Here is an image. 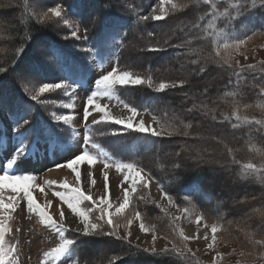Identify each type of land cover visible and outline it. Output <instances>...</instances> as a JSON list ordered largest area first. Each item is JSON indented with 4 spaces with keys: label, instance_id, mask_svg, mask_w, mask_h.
<instances>
[{
    "label": "snow or ice",
    "instance_id": "snow-or-ice-1",
    "mask_svg": "<svg viewBox=\"0 0 264 264\" xmlns=\"http://www.w3.org/2000/svg\"><path fill=\"white\" fill-rule=\"evenodd\" d=\"M28 3V0H25ZM84 3V21H83V37L82 39L87 42L89 34L93 29H98L99 41L98 46L100 48H117L123 46L124 35L120 32V21L117 17L109 14V10L114 6L112 0H95V4H91L89 0H83ZM202 3L207 7V10L201 14L194 22L185 24L184 28L187 29L184 32V28L180 31L184 32L187 39H181L177 35L175 30H171V34H166L167 38L163 41L156 39L154 32H148V37L152 38L155 42H149L146 48L140 49L141 52L149 53H165L172 50L176 53L177 58L183 56L190 67V74L193 76L202 75L206 71V65L215 64L224 71L228 72L229 79L228 84H232L231 77H236V87H239L241 82L245 79L242 75L244 72H251L256 70L257 64H241L239 61L233 62V55H243L247 60L246 52H242L241 49L247 45L248 40L251 37L246 36L243 39L238 38L240 35L246 33L248 29L245 21L248 17L254 13L259 12L264 17V0H187V2L176 3L173 0H161L159 5L158 15H140L138 16V22L140 21H163L166 20L169 14L168 8L165 5L170 4L173 11H179L187 9L190 4ZM115 7L122 8L123 3L116 4ZM99 9V11H97ZM130 13L135 11L130 5L127 9ZM156 9H153L155 12ZM78 14V13H72ZM65 13L62 10V6L57 4L54 7L48 8L46 12L42 14H36V19L39 22L50 20L51 18H57L62 20L64 25L73 27L68 19H65ZM205 21H207L205 23ZM238 26V27H237ZM255 35V33H253ZM119 37V39H117ZM63 39L80 40L79 27L76 30L70 32V36H64ZM173 39L179 40V43H173ZM210 40L211 51L205 52V47L201 43L202 41ZM31 38L28 41L16 48L14 53V59L10 65L0 66V75H7L11 71H15V68L19 64L20 60L26 55L27 44L30 43ZM264 47V45H262ZM80 51L91 53L94 51L92 48H81ZM48 54L59 64V71L64 73V79L61 82L41 83L38 88L30 90L25 86L24 91L28 94V98L33 102H40L47 105L49 101L41 100L43 94H49L62 90L65 96H72L73 102L75 99V89L71 93L67 89L72 88L73 85L79 86L82 80V69L78 68L75 64H72L67 57L63 56L60 52L49 46ZM185 65H181L183 69ZM259 74L261 78H264V61L259 62ZM18 79L24 80L25 77L18 76ZM189 81L187 79H160L154 80L151 75L147 77L141 76L137 73L130 71L120 70L118 66H113L104 74L98 75L94 80V89L90 94L86 96L83 106V118L85 135L83 137V150L74 155L71 159L64 160L62 163H54V168L70 169L75 173V183L68 184L66 182L61 183L59 187L64 191L53 190V195L58 197L63 204L67 205V208L77 218L79 227L70 228L65 223L66 214L63 207L57 205L59 211V219H56L48 211L51 201H46L43 205L37 201L34 197V191L39 192L46 197L45 186L48 188H54L57 184L53 180H45L43 185L37 183V178L31 173L13 174L16 168L19 167L21 162L30 159L33 156H37L39 152H44L46 155H55L61 137L58 133H52L42 123L35 121L31 115V105L21 104L16 101H5L3 97H0V112H3L5 108H8L7 113L9 123L6 125L7 135L15 139V146L10 154L6 157V163L0 164V264H20L18 255V245L5 246V235L12 229L10 227V219L14 213H17L21 207L24 209L31 219L33 215L38 218V223L45 229L54 232L58 237V242L55 246L50 247L48 250L42 252L43 259L40 260V264H58L62 258L67 259L69 264H80L79 255L74 256L73 248L77 244V240L74 238H68L67 234L71 232L78 233L84 237H109L114 240L120 241L122 244L128 246V253L126 257L112 256L108 264H123V261L132 255H138L145 253L152 256H168L175 257L179 260H194L195 253L188 247V241L193 239L184 234L183 230L179 227H175L176 239L171 240V247L165 246L157 249L155 246L157 240V232L155 226H149L146 224L144 216L139 211H134L133 201L136 198L140 200H148L149 197L140 195L141 192L149 189L150 184L153 181L160 183L159 180L153 175L150 170L143 167H139L136 163L131 162H119L114 164L117 172L123 175V180L120 182L122 189V200L114 207L109 200L110 194V182L107 169L113 167L107 160H101V156L95 155L89 151L88 144L91 137L88 135L87 130L91 125H105V126H118L113 127L111 131L112 136H119L124 134L136 133L142 136L148 137H173L180 135L184 137H190L188 131L193 127L191 123L185 124L181 115L173 114L171 120H161L156 116H153V123L146 125L143 119H137L140 109L136 106H132L129 103L120 101L123 104V108L127 110L129 115L127 117L117 116L112 113L108 104L101 103V98L113 99L115 97L118 88L127 86H139L147 85L155 93H165L168 90H175L178 87L183 88ZM257 87V85H253ZM260 93H264V86L259 87ZM210 87L204 86L201 96L204 99L196 102L193 97H190L188 93H183L184 103L191 102V106L183 109L187 113H198L204 119H209L213 122L223 124L225 122L231 123L234 119L237 123H231L232 129H237L242 125H264V119H257L255 116L249 117L248 115H242L239 106L234 105L232 107L230 115L225 112H220V119L217 117V108L209 107L208 93ZM235 91H226L223 93V97H232L235 99L237 96ZM67 109H73V104L66 105ZM244 109H248L251 105L245 104ZM264 108V105L261 106ZM148 109H145L147 111ZM93 114H98V119H92L91 125H89V117ZM167 116V112H165ZM54 122L56 124L69 125L73 120L72 115H57L52 113ZM75 132V129H72ZM257 132L260 128L256 129ZM210 139L223 143L218 136L212 135ZM193 140H200L202 137L199 135L191 136ZM93 148L98 145L93 144ZM224 148L227 151L228 156L232 157L228 163H223L219 159L208 160L205 159V155L208 153L207 148H199L197 145L185 143L181 146V151L175 153V156L179 160L181 156H184L185 160H192L197 166L201 164H215L219 168L226 170L231 174L235 181H247L258 180L264 183V171L262 168H258L256 164L248 162L240 165V161L235 158L234 150L224 144ZM260 151V149H257ZM186 154V155H185ZM264 157V153H262ZM97 162L103 163V169L101 174L103 176V195L94 198L91 192H85L81 190V172L80 166L87 164L89 168ZM233 165H240L239 171H233ZM175 169L181 167V163H175L173 165ZM89 179L94 184L95 178L92 172L89 171ZM125 183L127 186H125ZM161 198L166 199L169 204L173 202V197L167 191L161 187ZM188 199L187 196L184 197ZM85 202H90L86 204ZM156 203L159 207L158 202ZM114 210H111L113 209ZM162 211H167L166 208H162ZM182 213H187L188 209H182ZM253 212L257 213L261 217L262 225H264V209H253ZM180 217L174 218L178 221ZM202 217L197 216V223ZM134 221H139L140 231L145 234H151L152 245L150 247L141 248L140 245L133 244L129 231L130 226ZM123 227L125 234L121 236L119 229ZM223 228L217 223L211 225V242L207 245L208 249H214L217 242V233L222 231ZM19 231V229H17ZM249 239L254 233H249ZM164 239H169L168 236H164ZM207 239V236H205ZM255 246L264 248V238L260 240L252 241ZM135 249V253H133ZM217 256H222L221 253H217ZM244 255V253H242ZM213 264H217L216 257H213Z\"/></svg>",
    "mask_w": 264,
    "mask_h": 264
},
{
    "label": "trees",
    "instance_id": "trees-1",
    "mask_svg": "<svg viewBox=\"0 0 264 264\" xmlns=\"http://www.w3.org/2000/svg\"><path fill=\"white\" fill-rule=\"evenodd\" d=\"M31 0L28 3L25 0H7L5 5L8 10L13 11L14 14L20 9L23 12V16L19 17L16 21L13 32L9 34L5 32V28L0 25V66L10 65L15 58L14 53L16 48L24 45L28 38H31L30 43L27 44L26 55L20 60L19 64L15 68V71L9 72L7 75H0V97L9 95L10 101H16L21 104L31 105V115L33 119L39 123H42L52 133H58L60 137H64L66 134V127L61 129L65 134H61L57 129V126H63L62 124H56L50 113L56 109V102L61 98L59 93L47 97L49 103L47 105L40 102H33L28 98V94L25 93L24 88L35 89L40 86L41 83L49 82L56 83L61 82L64 79V73L59 71V64L48 54V48L51 46L68 60L75 64L78 68L82 69V77L86 74L89 62L92 58H98L101 53L102 57L106 54L104 48L98 46L99 35L98 29H93L89 34V39L85 42L83 37V21H84V3L83 0H53V6L60 4L64 13L79 25L80 28V40L63 39L64 36H70V32L74 29L67 25L60 24V29L51 30V26L57 24L62 20L57 18H51L44 22H39L36 17L34 18V12L31 8ZM91 4H95V0H89ZM113 7L109 10V14L119 19L121 27V35H124L123 46L117 48H108L112 50V64L118 66L120 70L130 71L137 73L141 76L147 77L151 75L153 79H187L189 81L183 88H177L175 90H168L165 93H155L147 85L139 86H127L118 88L116 96L119 100L129 103L132 106H136L140 111H145L151 114L157 115L158 119L171 120L173 114L181 115L185 124L191 123L193 127L188 131L192 134V131L200 132L203 127V123L206 122L209 125H216L224 129L225 135H232L233 140L230 142L226 137L217 134L219 139L227 144L234 150V155L237 160L240 161V165L252 162L256 164L258 168L264 166V125H242L237 129H232L231 123H237L234 119L231 123L225 122L223 124L213 122L209 119H204L198 113H187L183 111L187 107L191 106V102L184 103L183 93H188L190 97H193L196 102L204 99L201 96L204 86L203 83H199L201 79H205L212 74L219 73L221 78L215 80L214 84L210 87L208 93L209 107L217 108V117L220 119L219 113L225 112L230 115L232 107L234 105L239 106L242 115H248L249 117L255 116L257 119H264V93H260L259 87L264 86V78L259 74V63L256 70L251 72H244L242 75L245 79L241 82L239 87H236V77H231L232 84H228L229 75L215 64L206 65V71L202 75L193 76L190 73L182 75L180 73L181 65H185L187 69L190 67L187 65L183 56L177 58L174 51L169 50L165 53H149L143 52L144 55H151L153 58H147L141 63H132L127 61L128 53L135 55L140 50L136 51L137 47L146 48L149 42L154 43L152 38L148 37V32H154L156 39L163 41L167 38L166 34H171V30H175L177 35L181 39H187L184 32L187 31L184 28L185 24L194 22L198 17L207 10L208 6L200 4H190L187 9L173 11L171 5H165L169 10V14L166 20L163 21H140L138 22V16L140 15H158L159 2L154 3V0H112ZM173 2H187V0H173ZM123 3L122 8L115 7L116 4ZM47 4L46 7H50ZM135 9L133 12L127 11L129 6ZM0 5V11L5 7ZM153 9H156L153 12ZM99 11V9H97ZM46 12V11H43ZM41 12V14L43 13ZM78 13V14H72ZM63 22V21H62ZM207 21H205L206 23ZM23 23V24H22ZM248 25V31L239 38L243 39L246 36L251 37L248 40L246 46L241 51L246 50L247 47L264 38V17L259 12L254 13L248 17L245 21ZM18 25V26H17ZM238 27V26H237ZM184 28V32L180 29ZM59 30V31H58ZM255 33V35H253ZM37 39L42 40V49L35 53V42ZM119 39V37H117ZM179 40L173 39V43H179ZM205 47V52L211 51L210 40L201 42ZM134 45V46H133ZM134 49L132 51L131 48ZM81 48L94 49L91 53L80 51ZM234 56V55H233ZM165 62L161 63L163 58H167ZM234 62V60H233ZM162 64V65H161ZM112 66V67H113ZM185 68V67H184ZM22 71V77H25V81H19L14 78L16 71ZM182 71V70H181ZM190 71V70H189ZM25 82V83H24ZM257 85V87H253ZM226 91H235L237 96L235 99L232 97H223V93ZM8 99V100H9ZM251 105L248 109H244V105ZM7 113L8 108H5ZM167 112V116H165ZM112 126L105 125H92L90 127L91 135L95 139V142L99 144L106 152L110 154V158L119 162H131L136 163L139 167H143L150 170L153 175L159 180L157 183L160 187L163 186L173 197V204L179 209H194L205 220L213 218L229 219L230 212H227V203L220 200L217 195L218 186L214 184L211 188L208 185V181L211 178V174L208 170V165H200L191 167L186 163L184 167L181 164L179 169H175L173 165L179 162L175 156V153L181 151V146L188 142L189 137L175 135L169 137H148L142 136L136 133L124 134L119 136H112ZM260 128L257 132L256 129ZM108 129V130H106ZM70 130L68 129V133ZM187 139V140H186ZM209 144L219 146L220 143L210 140ZM224 144L221 146L224 162H230L232 157L228 156ZM260 149V151H257ZM173 154V159L169 162H165V154ZM186 155V154H185ZM240 165H233V171H239ZM217 170H220L224 175L229 174L224 169L219 168L218 165H214ZM215 169V168H214ZM264 171V168H262ZM231 176V174H229ZM238 186L247 188L240 192L238 196L239 202L244 204H250L252 201L259 202L260 206L257 208L264 209V183L258 180L252 179L247 181H236ZM140 195H145L150 198L148 189L141 192ZM188 199L185 200L184 197ZM219 198H218V197ZM90 204V202H85ZM134 211H139L144 216L146 224L149 226H158L160 220L155 218L161 212L157 210L156 205L151 199L140 200L136 198L134 201ZM256 208V209H257ZM159 212V213H158ZM162 213V212H161ZM163 214V213H162ZM228 217V218H227ZM259 218L260 215H258ZM263 230V229H262ZM68 238H74L77 240V244L73 248L74 256L79 255L80 264H108L109 259L112 256L126 257L128 253V246L122 244L120 241L114 240L109 237H84L75 232H69ZM248 241L250 239L248 238ZM107 244L112 243L118 245V250H107L103 257L99 259H92L88 261L86 258L87 245ZM135 253V249L132 250ZM89 257V255L87 256ZM130 261L131 263L139 264L138 261H143L146 264H205L200 259L194 260H179L175 257L168 256H152L145 253L138 255H132L123 261Z\"/></svg>",
    "mask_w": 264,
    "mask_h": 264
},
{
    "label": "rangeland",
    "instance_id": "rangeland-1",
    "mask_svg": "<svg viewBox=\"0 0 264 264\" xmlns=\"http://www.w3.org/2000/svg\"><path fill=\"white\" fill-rule=\"evenodd\" d=\"M31 8L34 12V18L36 14H41L43 11H47L48 8L52 7L53 0H31ZM159 0H156L157 3ZM7 4V0H0V5L5 6ZM47 4L50 7H46ZM56 6V5H55ZM54 7V6H53ZM64 12V11H63ZM23 16V12L20 9L13 13V11L8 10L6 6L0 11V25L5 28L6 33L13 32L16 27V21H18L19 17ZM65 19L70 21V24L73 26L72 29L76 30V27L79 25L74 21L75 19L70 18L65 15ZM60 21V20H59ZM23 24V23H22ZM60 24L63 22L60 21L57 24L52 25L51 30L60 29ZM18 26V25H17ZM10 30V32H9ZM59 31V30H58ZM80 34V28H79ZM239 38V37H238ZM264 38L259 39L253 43H251L246 50L242 52H246L247 60H245L243 55H235L233 56V60L239 61L241 64H258L260 61H264ZM134 46V45H133ZM35 53H37L42 48V40L37 39L35 42ZM106 50V54L102 57L101 53L98 58H92L89 62L88 69L86 74L82 77L81 83L79 86L73 85L72 88L67 89L69 93L75 89V99L73 102L72 96H65L62 90H58L53 93L43 94L41 96V100H46L47 97L54 96L59 93L60 99L56 102V109L50 113L55 112L57 115H72L73 120L69 125L57 126L61 134H65L61 129L62 127H66V134L64 137H61V141L58 147V150L55 155H46L44 152H39L37 156H33L30 159L25 160L19 164V167L16 168L13 174H21V173H31L36 176L37 183L43 185L45 180H53L56 181L57 184L54 188H48L45 186V192L50 195L57 204L63 207L66 217L71 218V224H67L70 228L79 227L77 218L71 213V211L67 208L66 204H63L62 201L56 196L53 195V190L56 191H64L59 185L61 183L74 184L75 183V173H73L70 169L68 171L70 173L69 178H65L64 176H60L59 179H52L50 177H45L46 171L50 168H54V163H62L64 160L71 159L74 155L78 154L83 150V137L85 135L84 118H83V106L84 100L87 95L90 94L91 90L94 89V80L98 75L104 74L109 71L112 67V50L108 48H104ZM134 49L131 48L130 51ZM142 49V47H137V50ZM130 55L127 56V61L132 63H141L145 61V59L153 58L151 55H144L143 52H138L133 55L131 52L128 53ZM167 58H163L161 63L165 62ZM162 65V64H161ZM182 75H188L190 73V69L185 68L179 69ZM182 70V71H181ZM22 71H16L14 73V78L18 79V76H22ZM221 78L219 73L212 74L211 76L206 77L205 79H201L198 81L199 83H203V85H211L214 84V81L219 80ZM173 79V77H171ZM20 82L25 81L18 79ZM156 80V79H154ZM168 80V79H167ZM159 81V80H157ZM25 83V82H24ZM30 90H33L29 88ZM2 97V96H1ZM9 95L3 96L5 101H10ZM9 99V100H8ZM121 100L115 94L113 99L101 98L100 102L104 104H108L109 107L113 110V114L117 116L127 117L129 113L126 109L123 108V104L120 103ZM72 103L73 109H67L66 105ZM143 115L145 119L143 120L146 125L153 123V115L147 111H139L137 119H142L140 116ZM53 118V117H52ZM98 119V114H93L89 117L88 123L91 125L92 119ZM54 119V118H53ZM9 123L7 111L6 109L3 112H0V164L6 163V157L10 156L13 147L15 146V139L7 135L6 125ZM92 126V125H91ZM112 127H118L112 125ZM68 129L70 132L68 133ZM72 129L76 131L73 132ZM108 130V129H106ZM88 135L91 137V140L88 144L89 151L95 155L101 156V160H107L108 163L112 164L113 167L107 169L109 175L110 182V194L109 200L114 205H118V203L122 200V189L119 186L120 182L123 180V175L120 172H117L114 164L117 161H114L110 158V154L102 149L99 145L96 148H93L92 145L96 144L95 139L91 135L90 128L87 130ZM220 133V135L226 137L230 142L233 140L232 135H225L224 129L222 127L216 125H209L204 122L203 127L200 132L192 131L190 134L189 141L190 144L197 145L199 148H207L208 153L205 155V159L208 160H216L219 159L221 162H224V158L221 151V146L224 143H220L219 146L209 144V141L212 140L209 137L212 135H216ZM199 135L202 137L200 140H193L191 136ZM166 137V136H165ZM187 140V139H186ZM97 145V144H96ZM173 154H165V162H169L173 159ZM177 159V158H176ZM178 160V159H177ZM181 162L182 166L186 163L188 166H197L192 160H185L182 155L178 160ZM96 165L97 175L94 176L95 183L93 184L87 172H83L80 168L81 172V190L87 192H91L94 198L102 196L104 189V180L101 174V170L103 169V163L97 162ZM205 165V164H201ZM208 170L211 174V178L208 181V185L210 188L216 184L218 187L217 195L219 196L222 203L226 202L228 209L227 212H230L229 219L223 220V218H213L209 220L202 219L197 223L196 217L200 216L198 212L194 209L189 208L187 213H182V209L176 207L173 203L169 204L166 199L161 198V187L153 181L148 189L150 199L152 201L158 202L159 207L156 203H154L161 212L155 218L156 220H160L158 226L156 227L157 232V240L155 246L157 249L163 248L165 246L171 247V240L176 239L175 227H179L183 230L184 234L189 233V237H193V239L188 241V247L192 249L195 253V257L200 259L205 264H213V257H216L217 264H264V248L255 246L252 241L260 240L264 238V225H262L261 218L258 217V214L253 212V209H256L260 206L258 200L252 201L250 204L240 203L238 196L242 190L245 191L244 187L238 186L236 181L233 180L232 176L229 174L224 175L220 170H217L214 166L215 164H207ZM200 166V165H199ZM215 168V169H214ZM56 169V168H55ZM95 172V171H94ZM93 172V173H94ZM2 174V171H0ZM96 174V173H95ZM93 175V174H92ZM125 186L126 183H125ZM38 190V189H37ZM154 193H159L158 197H155ZM34 197L37 199L36 194L34 193ZM218 197V196H217ZM218 197V198H219ZM164 200V201H163ZM39 203L43 205L41 201L37 199ZM113 209L111 210H114ZM162 208H166L167 211H162ZM49 211V210H48ZM58 214L55 212H49L56 219H59V211L57 208ZM180 217L178 221H175L174 218ZM201 217V216H200ZM228 218V217H227ZM213 223H217L222 226L223 230L217 233L218 242L214 249H208L207 245L211 242L212 232L211 225ZM10 227L11 231L6 233L5 235V246L9 247L11 245H18V255L20 259V264H40V260L43 259L42 252L48 250L50 247L55 246L58 242V237L54 232H51L48 229L40 226V229L33 228L29 223L28 215L24 209V206L21 205L19 211L14 213L10 219ZM19 229V231H17ZM263 229V230H262ZM129 231L131 232V241L133 244H139L141 248L150 247L152 245L151 234H145L140 231L139 221H134V223L130 226ZM249 233H254L251 237V240L248 241ZM119 234L123 236L125 234V229L121 227L119 229ZM186 235V234H185ZM164 236H168L169 239H164ZM207 236V239H205ZM87 245L86 258L88 261L92 259H99L103 257L107 250L113 251L118 250V245L107 243V244H97ZM217 253H221L222 256H217ZM244 253V255H242ZM89 255V257H87ZM139 264H146L143 261H138ZM61 264V262H58ZM62 264H69L67 259L62 258ZM123 264H135L130 261H126Z\"/></svg>",
    "mask_w": 264,
    "mask_h": 264
},
{
    "label": "bare ground",
    "instance_id": "bare-ground-1",
    "mask_svg": "<svg viewBox=\"0 0 264 264\" xmlns=\"http://www.w3.org/2000/svg\"><path fill=\"white\" fill-rule=\"evenodd\" d=\"M110 110L112 111V113H113V110L110 108ZM143 120L145 119V117L143 116V115H141L140 116ZM80 168H82L81 170H83V172L85 173V172H87V173H89V171H91L92 172V174H93V177L94 176H96L97 175V172H96V169H97V167H96V165H92L91 166V168H89V166L85 163V164H82L81 166H80ZM68 171H70L69 169H67V168H62V169H55V168H50L48 171H46V173H45V177H50V178H52V179H59L60 178V176H64L65 178H69V176H70V173L68 172ZM95 171V172H94ZM94 172V173H93ZM96 173V174H95ZM34 193L36 194V197H37V199L39 200V201H41L43 204L46 202V201H51L52 202V204L49 206V208H48V210H49V212H55L56 214H58V212H57V205H59V204H57L56 203V201L50 196V195H48L47 193V195H46V197H45V195H43V194H41L40 192H39V190H35L34 191ZM155 194V197H158L159 196V193H154ZM164 201V200H163ZM60 206V205H59ZM62 207V206H61ZM57 218V217H56ZM71 221H73V220H71V218H68V216L66 217V223L68 224H71V223H73V222H71ZM29 223H30V225H32L33 226V228H36V229H40L41 227H40V225H39V223H38V218L35 216V215H33L32 217H31V219H29ZM187 236H189V233L187 232V233H185Z\"/></svg>",
    "mask_w": 264,
    "mask_h": 264
}]
</instances>
